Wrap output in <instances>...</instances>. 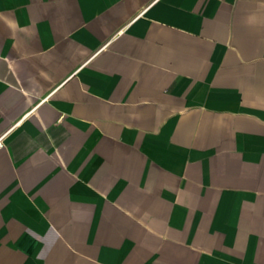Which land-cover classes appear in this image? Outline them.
Segmentation results:
<instances>
[{
	"label": "crops",
	"instance_id": "obj_1",
	"mask_svg": "<svg viewBox=\"0 0 264 264\" xmlns=\"http://www.w3.org/2000/svg\"><path fill=\"white\" fill-rule=\"evenodd\" d=\"M0 264H264V0H0Z\"/></svg>",
	"mask_w": 264,
	"mask_h": 264
},
{
	"label": "built area",
	"instance_id": "obj_2",
	"mask_svg": "<svg viewBox=\"0 0 264 264\" xmlns=\"http://www.w3.org/2000/svg\"><path fill=\"white\" fill-rule=\"evenodd\" d=\"M3 145V141L2 139H0V147Z\"/></svg>",
	"mask_w": 264,
	"mask_h": 264
}]
</instances>
